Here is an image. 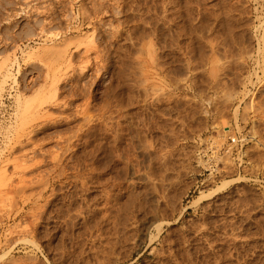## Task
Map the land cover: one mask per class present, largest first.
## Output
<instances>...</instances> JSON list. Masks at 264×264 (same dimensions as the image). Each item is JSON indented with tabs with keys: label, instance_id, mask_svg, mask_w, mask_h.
Here are the masks:
<instances>
[{
	"label": "rangeland",
	"instance_id": "374dc122",
	"mask_svg": "<svg viewBox=\"0 0 264 264\" xmlns=\"http://www.w3.org/2000/svg\"><path fill=\"white\" fill-rule=\"evenodd\" d=\"M194 263L264 264V0H0V264Z\"/></svg>",
	"mask_w": 264,
	"mask_h": 264
},
{
	"label": "built area",
	"instance_id": "2783aa9c",
	"mask_svg": "<svg viewBox=\"0 0 264 264\" xmlns=\"http://www.w3.org/2000/svg\"><path fill=\"white\" fill-rule=\"evenodd\" d=\"M243 141L244 139L239 140L238 138H230L229 142H227V144L222 148L223 152L228 154L230 151L232 152L233 149L240 150L243 147Z\"/></svg>",
	"mask_w": 264,
	"mask_h": 264
},
{
	"label": "bare ground",
	"instance_id": "6f19581e",
	"mask_svg": "<svg viewBox=\"0 0 264 264\" xmlns=\"http://www.w3.org/2000/svg\"><path fill=\"white\" fill-rule=\"evenodd\" d=\"M98 8V7H97ZM176 12H178V11H176ZM5 17V16H4ZM204 25V24H203ZM66 28V27H65ZM66 30V29H65ZM184 30V29H183ZM177 33V32H176ZM112 36V35H111ZM171 39V38H170ZM139 40V39H138ZM141 46V45H140ZM55 49V48H54ZM43 50V49H42ZM64 52V51H63ZM138 53V52H137ZM46 55V54H45ZM80 55V54H79ZM138 60V59H137ZM133 62V61H132ZM142 63V62H141ZM202 63V62H201ZM186 64V63H185ZM137 65V64H136ZM136 67V66H135ZM44 69V68H43ZM168 72V71H167ZM170 74V73H169ZM142 76V75H141ZM136 77V76H135ZM206 79V78H205ZM127 84H128V82H127ZM136 84V83H135ZM217 85V84H216ZM195 86V85H194ZM79 95V94H78ZM229 96V95H228ZM224 97H225V95H224ZM229 98V97H228ZM235 111V110H234ZM47 112V111H46ZM46 116H48V115H46ZM116 116V115H115ZM50 117V116H49ZM71 117V116H70ZM123 117V116H122ZM48 118V117H47ZM22 119H24V118H22ZM88 120V119H87ZM87 122V121H86ZM119 125V124H118ZM125 126V125H124ZM145 128V127H144ZM18 131V130H17ZM71 131V130H70ZM71 134V133H70ZM84 134V133H83ZM149 142V141H148ZM29 144V143H28ZM56 145V144H55ZM61 145V144H60ZM146 145V144H145ZM32 146V145H31ZM95 147V146H94ZM150 147V146H149ZM145 148V147H144ZM57 151V150H56ZM40 152V151H39ZM146 152V151H145ZM231 152V151H230ZM229 152V153H230ZM64 153V152H63ZM228 153V154H229ZM55 154V153H54ZM117 155V154H116ZM57 157V156H56ZM42 160V159H41ZM120 160V159H119ZM130 164V163H129ZM49 174V173H48ZM55 174V173H54ZM161 176V175H160ZM46 178V177H45ZM90 179V178H89ZM151 180V179H150ZM131 182V181H130ZM146 183V182H145ZM119 186V185H118ZM20 187V186H19ZM23 187H24V185H23ZM219 189V188H218ZM114 194V193H113ZM132 199V198H131ZM135 202V201H134ZM109 207V206H108ZM106 208V207H105ZM110 208V207H109ZM131 211V210H130ZM16 214V213H15ZM162 216V215H161ZM34 218V217H33ZM91 218V217H90ZM28 222V221H27ZM31 235V234H30ZM24 242V241H23ZM2 258V257H1ZM30 260V259H29ZM17 261V260H16ZM195 264V263H194Z\"/></svg>",
	"mask_w": 264,
	"mask_h": 264
}]
</instances>
